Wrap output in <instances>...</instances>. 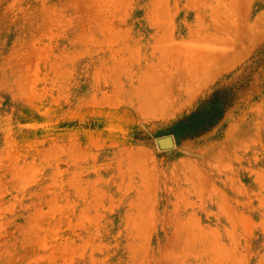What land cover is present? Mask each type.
Masks as SVG:
<instances>
[{"label":"rangeland","instance_id":"obj_1","mask_svg":"<svg viewBox=\"0 0 264 264\" xmlns=\"http://www.w3.org/2000/svg\"><path fill=\"white\" fill-rule=\"evenodd\" d=\"M0 264H264V0H0Z\"/></svg>","mask_w":264,"mask_h":264},{"label":"water","instance_id":"obj_2","mask_svg":"<svg viewBox=\"0 0 264 264\" xmlns=\"http://www.w3.org/2000/svg\"><path fill=\"white\" fill-rule=\"evenodd\" d=\"M160 144L162 147H167V146H169L170 142L168 139H163L160 141Z\"/></svg>","mask_w":264,"mask_h":264},{"label":"bare ground","instance_id":"obj_3","mask_svg":"<svg viewBox=\"0 0 264 264\" xmlns=\"http://www.w3.org/2000/svg\"><path fill=\"white\" fill-rule=\"evenodd\" d=\"M155 98V97H154ZM147 101V100H146ZM153 104V103H152Z\"/></svg>","mask_w":264,"mask_h":264}]
</instances>
